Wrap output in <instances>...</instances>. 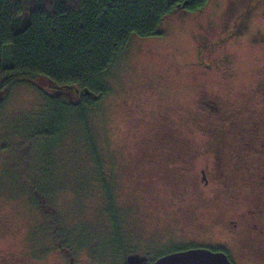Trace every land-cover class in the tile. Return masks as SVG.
Wrapping results in <instances>:
<instances>
[{
  "label": "rangeland",
  "instance_id": "rangeland-1",
  "mask_svg": "<svg viewBox=\"0 0 264 264\" xmlns=\"http://www.w3.org/2000/svg\"><path fill=\"white\" fill-rule=\"evenodd\" d=\"M255 1L209 0L195 12L178 8L164 18L160 35L130 37L109 77L110 91L88 115L105 152L107 179L120 209L122 242L117 251L106 249L112 229L105 217L103 185L86 189L81 200L75 193L80 182L75 183L69 171L74 159L70 149L82 128L63 132L53 148L62 183L51 197L38 193L35 201L33 192L20 188L11 177L50 179V172L40 170L21 174L12 160L25 143H32L36 162L45 161L42 136L33 130L46 117V97L64 92V97L76 102L79 96L46 75L0 88V264H127L129 250L154 255L190 238L206 241L205 235L217 229L222 233L216 239L237 245L239 264L264 259V236L255 235L247 212L254 207L264 224V183L244 181L257 171L251 163L261 161L260 154L229 155L240 146L244 125L255 126L264 119V44L253 40L264 30V0ZM244 10L247 16L239 22L245 27L234 36L233 21ZM207 41L215 44L204 50ZM207 94L221 101V119H208L201 110L199 100ZM223 123L225 128L217 135L206 133ZM167 132L175 139L172 142L188 147L198 171L204 165L210 168V191L201 187L194 170L179 174L175 164L169 163L167 173L161 174L146 160ZM250 137L257 143L262 133ZM235 162L249 164L242 170ZM259 177L264 180V172ZM242 213L249 219L242 220ZM232 219L240 224L238 230L229 222ZM85 226L93 236L86 243V235L80 244L73 233L76 237ZM173 228L177 229L172 233ZM60 229L72 231L67 243L57 241ZM170 236L177 239L165 242Z\"/></svg>",
  "mask_w": 264,
  "mask_h": 264
},
{
  "label": "trees",
  "instance_id": "trees-1",
  "mask_svg": "<svg viewBox=\"0 0 264 264\" xmlns=\"http://www.w3.org/2000/svg\"><path fill=\"white\" fill-rule=\"evenodd\" d=\"M208 3L209 0H0V88L9 89L20 82L30 83L31 79L46 75L79 96L72 102L64 97V92L52 97L46 95V117L33 132L42 136L40 150L42 158L47 159L36 162L31 153L33 144L24 142L21 154L12 160L13 164L10 163L21 174L35 170L50 172V179L45 182L42 178L11 177L23 190L30 189L35 201L39 200L38 193L45 198L51 197L57 192L59 182L62 183L61 176L57 175L60 170L53 148L60 143L63 132L82 128V134L78 133L72 142L70 151L74 159L69 171H73L75 183L80 182L79 187L75 186L79 200L86 189H95L96 183L103 185L105 217L112 229L106 249H121L122 220L113 187L107 179L105 152L88 115L110 91L109 77L132 35H160L162 21L173 10L182 8L195 12L204 9ZM82 155L85 164L80 159ZM46 229L53 227L46 225ZM81 230L76 237L73 233L74 241L82 244L88 235L89 239L85 240L88 243L92 231L86 226ZM71 234L72 231L60 229L56 239L67 243ZM106 249L101 250L102 253Z\"/></svg>",
  "mask_w": 264,
  "mask_h": 264
},
{
  "label": "flooded vegetation",
  "instance_id": "flooded-vegetation-1",
  "mask_svg": "<svg viewBox=\"0 0 264 264\" xmlns=\"http://www.w3.org/2000/svg\"><path fill=\"white\" fill-rule=\"evenodd\" d=\"M255 2L257 3L258 1L256 0ZM245 12L246 10L241 12L240 15L236 17L238 18V20L235 19L233 21L234 23L230 29V32L234 34V36L238 34V32H240L243 27H245V25H243V22H239V20L242 21V18H244V16H247ZM230 32L227 31V33H230ZM257 39H258V42H262L264 44V30H263V33L253 37L254 42L257 41ZM212 44H215V42L207 41L206 44L202 45L203 49L206 50L209 47V45H212ZM199 102H200L201 110L204 113H206V115L208 116V119L210 118L221 119L222 116L224 115L223 108L221 106V101L218 100V97L212 94L202 95ZM224 128H225L224 123L221 124L220 126L215 125L212 128L209 127L206 133L209 135H212V134L217 135V132H222ZM243 128L246 130L245 131L246 134L241 137L240 146L237 145L235 146V148H233V150H230L229 155L232 154L231 156L235 158V155L243 156L242 152L246 153L248 151L253 152L255 154H260L258 158L261 159V161L251 163L252 167L259 172L252 171L249 174V176L245 177L246 179L244 178V181L247 184L248 183L252 184V183L259 182V181L264 183V180L261 179L262 177H259L260 173L264 172V119L263 121H261L260 124H256L255 126H247L245 124ZM256 132L262 133V137L259 139V141H257V143L253 142L252 138L250 137V134H256ZM164 138H165L164 141L159 142L160 144L157 143V146L155 148H151L152 150L148 152V154L146 155V160L154 168H156L157 171L161 172V174L167 173L169 169V165L171 166V164L169 163L175 164L174 168L177 169L179 174L180 173L181 174L182 173L191 174L192 171L194 170L196 172L195 175L200 180L201 187L209 189L212 185V180L209 176L210 168L207 167V165H204L200 167L198 171L194 167V164H193L194 158H192L189 155L190 150L188 149V147L185 148L182 143L176 144L175 142H172V141H175V139H173V137L171 136L169 132H167V135ZM226 152L227 150L225 147V149L223 150V153H226ZM234 158H231L232 161H235ZM249 162L247 164H249ZM236 163H238L237 167H239V169L244 170L247 167V164H245V162H241L242 164L240 162H235V164ZM210 189L208 191H210ZM234 189L235 188H232V190ZM247 212L249 213V217L252 219V222L254 223L253 231L256 232L255 235H258L259 239H261L260 237L264 236V224L262 223L260 224L259 219H257V214H259V211L254 209V207L249 206V209H247ZM240 216L242 217V220L249 219L247 217L248 214L246 213H242ZM229 222L233 224L232 226L236 228L235 230H238V227H240V224L235 219H232ZM176 229L177 228H173L172 233L174 232V230L176 232ZM219 233H222V231L220 229H217L216 232L205 235L206 241H198L195 238L194 239L190 238L186 240L188 241L186 243L184 242L183 244L181 243L173 244L172 246L162 249L161 251L155 253L154 255L151 253V251L150 252L146 250L142 251L141 249L134 250L133 252L128 253V255L130 254L141 255L146 258L143 264H153L158 258L166 254H170V253L178 252V251H184L187 249L207 247L214 252H217V251L224 252L225 254H227L228 257H230L233 264H239L237 256L235 254L238 249L237 245L234 242H231L230 240L225 241V240L216 239L215 237L218 236ZM183 237L184 239L188 238L185 235H183ZM176 239L177 237L170 236V238L165 240V242L175 241ZM256 244L261 246V242H256ZM257 264H264V259L260 262L257 261Z\"/></svg>",
  "mask_w": 264,
  "mask_h": 264
},
{
  "label": "water",
  "instance_id": "water-1",
  "mask_svg": "<svg viewBox=\"0 0 264 264\" xmlns=\"http://www.w3.org/2000/svg\"><path fill=\"white\" fill-rule=\"evenodd\" d=\"M145 257L130 254L126 258L128 264H143ZM153 264H233L224 252H214L209 248H195L173 252L158 258Z\"/></svg>",
  "mask_w": 264,
  "mask_h": 264
}]
</instances>
